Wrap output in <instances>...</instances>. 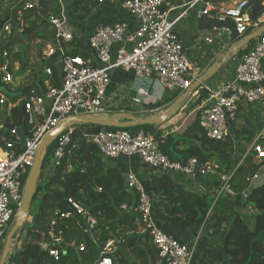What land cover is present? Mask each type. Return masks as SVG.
<instances>
[{
	"label": "built area",
	"instance_id": "2783aa9c",
	"mask_svg": "<svg viewBox=\"0 0 264 264\" xmlns=\"http://www.w3.org/2000/svg\"><path fill=\"white\" fill-rule=\"evenodd\" d=\"M58 12L50 14L48 21L54 29V41L47 45L45 58L57 56L61 69V84L52 85L50 77L45 79L47 91L42 93L31 87L19 103L29 125L23 147L18 150L15 141L3 139L0 143V257L5 241V232L13 217H16L24 190V177L29 173L37 149L44 135L56 127L62 119L80 113L108 112L107 91L116 69L131 71L139 81H147V87L139 88L134 102L142 106L151 103L150 87H160L161 97L165 92L185 91L207 70L212 57L206 55L204 64L194 68L186 52L179 27L186 24L192 13L221 22L206 34L198 31L196 41L214 50L224 52L252 31L264 26V0H111L132 19L114 24H100L88 36L87 56L73 55L66 51L64 43L73 40V26L69 18L68 3L72 0H54ZM42 0H21L22 10L39 9ZM262 7L261 13L252 17ZM3 29L11 30L5 23ZM246 51L234 53L229 60L233 66L231 76L219 85L203 82L195 94L207 96L197 106L199 124L206 135L214 140H225L231 135V121L239 108L251 103L264 102V32L252 40ZM246 46V47H247ZM8 57L4 50L1 57ZM7 59V58H6ZM48 66L46 74L52 75ZM15 81L9 63H0V91L9 88ZM28 86V85H27ZM7 96L0 92V104L6 105ZM9 104L10 107L17 106ZM153 112V110H150ZM74 125L69 126L58 138L54 152L42 169L43 180L47 179L59 165L65 147L70 141ZM16 141H21L12 130ZM106 159L119 156L138 155L157 174L167 173L184 178L189 190L203 193L198 176L213 172L218 165L212 161L200 164L196 157L186 161L171 160L160 148L153 135L144 130L124 128H102L98 132L85 133ZM264 138V127L254 140V147L264 158V147L258 139ZM128 186L138 192L136 209L140 212L143 230L148 233L158 249L157 264H195L193 261L197 239L187 245L168 234L153 214V199L145 183L133 172L126 175ZM250 187L264 183V170L260 169L249 178ZM215 199L222 194L233 195L227 183L214 189ZM78 214L87 221L88 229L97 225V218L73 198L68 199ZM127 208V205H123ZM68 215V214H67ZM66 215V216H67ZM55 247H49L56 261L61 258L62 232L53 235ZM122 237L108 239L100 247L93 264H117L115 253L124 243ZM48 247V246H47ZM6 264H16L8 259Z\"/></svg>",
	"mask_w": 264,
	"mask_h": 264
},
{
	"label": "trees",
	"instance_id": "16d2710c",
	"mask_svg": "<svg viewBox=\"0 0 264 264\" xmlns=\"http://www.w3.org/2000/svg\"><path fill=\"white\" fill-rule=\"evenodd\" d=\"M20 8H16L7 22L12 31L3 29L6 36L0 37V45L9 49L6 58L10 69L12 60L9 54L14 51L13 47L25 42L24 34L28 36L27 40H32L36 33L48 34L52 29L54 35L48 18L59 9L54 0H42L39 9ZM256 8L253 18L262 10L260 5ZM68 10L74 37L64 46L73 55L89 54L86 41L98 25L125 20L123 12L111 0H72L68 3ZM217 24L221 22L205 16L198 18V27L202 31ZM247 48L236 54L243 53ZM13 54L14 59L21 62L20 71H23L26 62L19 52ZM6 58L2 56L0 63H5ZM56 62L57 56L44 59L36 80L24 88L25 93L31 87L45 93L48 88L45 79L48 77L52 85L61 84V69ZM48 66L53 69L52 75L46 74ZM6 91L11 100L4 105V119L0 124L2 121L11 122L28 133L29 125L22 103L9 109L10 102L16 101L17 97H13L8 87ZM180 94L181 91L165 92L152 108L166 106ZM206 96L207 93L202 92L196 103L200 104ZM263 121L264 102H256L239 108L231 121V135L225 140L209 138L199 124L198 113L197 118L180 132L166 134L158 129L157 124L125 128L144 130L153 135L161 150L173 161L196 157L200 164L212 161L218 165L216 171L198 176L203 193L189 190L167 173L151 175V185L146 186L153 199V214L164 231L187 245H192L197 239L193 258L195 264H264V183L250 187L249 182V178L263 168L264 158L256 159V153L246 152L247 146L257 138L262 125L260 122ZM88 126L92 124H74L59 165L39 183L28 218L18 231L20 246L15 250L12 247L10 252V260L16 264H89L98 256L100 247L112 237L125 240L115 253L117 264H157L156 245L148 233H141L143 224L136 209L138 192L128 186L126 175L117 166L108 164L99 148L88 140L85 134ZM4 138L15 141L18 150L24 145L23 141H16L10 130L3 128L0 130V143H4ZM257 143L264 147V138L258 139ZM56 145L57 141H54L48 147L44 165ZM27 177L28 174L24 177V185ZM224 183L233 195L222 194L216 200L214 189ZM244 193L246 203L254 209L251 213L237 207L238 195ZM69 198L97 218L94 228L88 229L87 221L78 214ZM14 221L15 217L10 224ZM60 231L67 243V252L62 251L60 260L56 261L50 255L49 247H55L53 235H58ZM7 233L8 227L5 238Z\"/></svg>",
	"mask_w": 264,
	"mask_h": 264
},
{
	"label": "crops",
	"instance_id": "0c3cea01",
	"mask_svg": "<svg viewBox=\"0 0 264 264\" xmlns=\"http://www.w3.org/2000/svg\"><path fill=\"white\" fill-rule=\"evenodd\" d=\"M118 7L123 12L125 19H127V20H131L132 19V17L128 13H126L124 10H122V8L120 6H118ZM197 20H198L197 15L195 13H192L190 19L186 22V24L184 23V25L179 27V31L181 33V36H182L183 40H185V42H186V45H185L186 50L195 51L196 48H197L196 47L197 45L195 43L196 38H195V36L193 34L194 30H192L193 29L192 28V23L194 21H197ZM189 25L191 27V30L188 29ZM3 31L0 32V37H1L2 33H3ZM201 32L206 34L205 30L201 31ZM33 36L38 37V39H36V42L37 43L39 42L36 45V46H38L37 48L39 49V50H37L38 53L34 54V56L36 57L35 65L32 64V59H34V58H33V54L31 52L33 51V48H31V46L28 45V44H27V47L24 48L25 50H23V53L21 54V56L23 57L24 61L27 64V66L25 67V69L23 71H20L21 62L19 60H15L14 59L13 52H19V50H20V49H18L19 47L21 49H23V46H24L25 42L22 43V44H18L15 47H13L14 51L11 50V52L9 54L10 55L9 59L12 60V63H11V67L12 68L10 70L15 75V81L12 83V85H10V87L8 88V91L10 93H12L13 97H17L16 101H14V102L11 101L10 104L17 105L19 103L20 98L23 95L26 94L25 91H24V88L27 85L32 84L33 81L36 80V78H37V76L39 74L38 73L39 69H40L39 66L42 64V61L44 59H46L45 56H44V51L47 48V45L50 44V43H53V41H54V35L49 36L47 34H41L39 36H36V35H33ZM45 42H46V45L44 46ZM205 49H206L205 52L208 55L214 54L213 56H211L213 59H212V62L210 61L208 63V67L211 66L216 60H221V58L224 56V54L226 52V51L219 52V51L214 50V48H212L213 50L207 49V48H205ZM4 50H5V48H3V51ZM29 50H31V51L29 52ZM8 51H9V49H8ZM0 54H1V51H0ZM31 54H32V56H31ZM30 57H32L31 60H30ZM5 62L9 63V61L7 59L5 60ZM226 80H227V76L225 78L221 79V83L220 84H222ZM154 84L155 85L153 87L149 88L151 103L155 102L156 100L157 101L161 100L163 98L160 95L161 94V90H160V87L157 85L158 83L157 84L154 83ZM147 86H148V82L147 81H139V80H137L135 78L134 74L131 71H127V70H124V69H116V70H114L113 73H112V81H111V84H110V86L108 88V91H107L108 112L109 111L110 112H112V111H114V112L115 111H120V112L130 113V112H127L126 110L127 109H133L134 105H136V103L134 102V97L138 94L139 88L147 87ZM2 91H3V94L5 96H7L8 92L6 91V89L2 90ZM7 99H8V101L11 100L10 97H8V96H7ZM170 104H168L166 106H163V109L166 108L167 106H169ZM147 105L149 106L151 104H147ZM143 107L144 106H141L137 111L140 110L139 112H143L141 110ZM11 108L12 107H10V109ZM3 110H4V106H3ZM3 123H5V122H3ZM170 123H172V122H170ZM168 126H169V124H166V125H163L161 128H158V129L164 130L166 134L169 133V132H174V130H172V129H170L168 131L167 130ZM179 128H177V129H179ZM177 129H175V131H177ZM99 130H100V127L99 126H95V125L88 126L85 129V131L90 133V134L96 133ZM178 132H180V131H178ZM104 160L108 164L117 166L124 175H127V173H129V172L135 173L145 183V185L148 186V187L151 185V182H150L151 175L156 174L155 170L152 169L149 165H147L138 155H133V156L122 155V156H119V157H117L115 159H106V158H104ZM40 180L43 181V178L40 179ZM175 180H177L179 183H182V184L184 183V181H183L184 178L180 177L179 175L177 176V178H175ZM18 244H20L19 241H18ZM18 244H17L16 248H18L20 246Z\"/></svg>",
	"mask_w": 264,
	"mask_h": 264
},
{
	"label": "water",
	"instance_id": "95a60500",
	"mask_svg": "<svg viewBox=\"0 0 264 264\" xmlns=\"http://www.w3.org/2000/svg\"><path fill=\"white\" fill-rule=\"evenodd\" d=\"M7 21V20H6ZM6 21L0 23V32L2 31ZM264 32V26L261 28L252 31L244 38H241L234 44H232L228 50L225 52L221 60H216L208 69L196 80L191 87L183 91L169 106L162 109L157 114H152L149 116L138 117L136 115L118 112L109 115L108 112L104 113H80L76 115H71L65 119H62L61 122L51 130H49L44 137L42 138L39 147L37 149L35 161L29 171L26 183L24 185L23 197L20 205L19 212L16 216L15 224L12 229L7 234L1 257L0 264H6L10 258V252L12 249V243L15 240L14 235L19 231L22 225L26 222L28 215L30 213L31 204L33 202L34 196L37 192L38 185L42 175V169L44 165V160L48 147L57 140V138L71 125L74 124H92L99 125L103 127H118V128H132L135 126L148 125V124H157L163 125L170 121L179 111L184 101L195 95V92L198 90L199 86L203 82H207L213 78L221 68L231 59V56L234 53H237L239 50L245 48L252 40L258 37ZM184 44L186 45L185 40ZM8 129L10 131L15 130L17 136L24 141L26 139V132L22 127H18L11 122H5L0 124L1 129ZM260 207V206H259ZM9 227V224H8ZM61 248L63 253L67 252V243L65 241L61 242Z\"/></svg>",
	"mask_w": 264,
	"mask_h": 264
},
{
	"label": "rangeland",
	"instance_id": "374dc122",
	"mask_svg": "<svg viewBox=\"0 0 264 264\" xmlns=\"http://www.w3.org/2000/svg\"><path fill=\"white\" fill-rule=\"evenodd\" d=\"M18 6L21 7L20 9H22L21 0H0V23L2 21H6V19L7 20L8 19H11L13 17L14 11L16 10V8ZM7 22L8 21H6V23ZM192 28H193L192 30H194L193 34L195 36L198 33V31H199L198 20L197 21H194L192 23ZM11 29H12V27H11ZM188 29L191 30L190 25L188 26ZM50 30H51V32H49L47 35L52 36L53 35L52 29H50ZM10 31H12V30H10ZM36 34H38V33H36ZM43 34H45V33H43ZM2 35L3 36H6V32H3ZM38 35H40V34H38ZM23 37H24V40L25 39L26 40H25L23 49H21L20 47L18 48V49H20L19 50V53L20 54L23 53V50H25L24 48L27 47V44L30 45L31 48H33V51L31 52L33 54V58H34V59H32V64L35 65L36 57L34 56V54H37L38 53L37 50H39L37 48L38 46H36L39 43V42L38 43L36 42V39H38V37L33 36L35 38L34 40L33 39L32 40H27L28 39V36L26 34H24ZM195 43L197 45L196 46L197 47L196 50L195 51L186 50V52H187V54H188V56H189V58L191 60L192 66L194 68H197V67L200 66V64H204L202 60L204 59V57L206 55H208L205 52L206 51L205 48L213 50L212 48H214V47H212L210 45L207 46V45H205L203 43H200V42L198 43L196 40H195ZM45 45H46V42L44 43V46ZM0 51H1V54H2V51H3V46L2 45H0ZM30 51L31 50H29V52ZM32 54H31V56H32ZM213 55L214 54H212L210 56H213ZM31 58L32 57H30V60H31ZM231 70H233V66L228 61L224 65V67L221 68V70L213 78H211L207 82L210 85H213V86L218 85V84L221 83V79L222 78H225L226 76H227V79L230 78V76H231ZM0 92H2V91H0ZM197 100H198V96L195 94L194 96L190 97L189 99H187L186 101L183 102V104H182L181 108L179 109V111L177 112V114L170 121H168L166 123V124H169V126L167 128L168 131L170 129H172V130L175 131V129H177L179 127L180 128L177 129V131H182L186 125L192 123L197 118V110L196 109H197V106H199L201 104V102H200V104H197L196 103ZM155 102H153V103H155ZM153 103H149V104H151L149 106H144L141 109L143 112H139L140 110L137 111L142 106L139 103L136 104V105H134V108L135 109L134 108L133 109H127L126 111L127 112H130V114L136 115L138 117H141V116H149V115H152V114H157V113H159L163 109V107L157 108V109H153L152 108ZM150 110H153V112L150 111ZM2 111H3V105L0 104V122H1V120L4 119V116H3V112ZM116 112L118 113L120 111H115V112L114 111H112V112L109 111L108 113H109L110 116H112ZM2 122H4V121H2ZM170 122H172V123H170ZM239 122H240V120H238V123ZM166 124H163V125H166ZM260 124L263 125V126L262 125L260 126L261 127V130H262V128L264 127V121L262 123L260 122ZM163 125H158V128H161ZM254 146H255L254 143L248 145L246 152L247 153L253 152L254 154L256 153V155H255L256 159H261V157H263V156H260V154L258 153V151L256 150V148ZM28 175H29V173H28ZM31 206H32V204H31ZM237 207L239 208V210H242L243 212H249V213H251V212L254 211V209L250 205H248L246 203V194L245 193L243 195H238V206ZM14 224H15V221L13 223L9 224L8 233L12 229V227L14 226ZM19 234H20V232H17L14 235L15 240L12 243V247H13L14 250L16 249V246L18 244V239L17 238L19 237ZM18 245H20V244H18ZM93 262H94L93 259H91L89 264H93Z\"/></svg>",
	"mask_w": 264,
	"mask_h": 264
}]
</instances>
